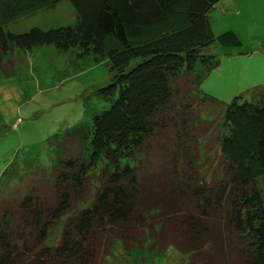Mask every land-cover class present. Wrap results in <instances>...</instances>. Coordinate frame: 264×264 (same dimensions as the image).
Segmentation results:
<instances>
[{
    "label": "trees",
    "instance_id": "obj_1",
    "mask_svg": "<svg viewBox=\"0 0 264 264\" xmlns=\"http://www.w3.org/2000/svg\"><path fill=\"white\" fill-rule=\"evenodd\" d=\"M64 1L73 26L6 29ZM224 1L0 0V80L14 76L9 54L46 46L107 60L113 75L98 90L110 109L48 142L52 169L22 161L2 173L0 264H108L116 242L131 253L151 240L186 264H264V86L230 104L202 89L221 65L213 47H242L213 32ZM178 8L182 22L142 38ZM210 104L222 122L204 113Z\"/></svg>",
    "mask_w": 264,
    "mask_h": 264
},
{
    "label": "rangeland",
    "instance_id": "obj_2",
    "mask_svg": "<svg viewBox=\"0 0 264 264\" xmlns=\"http://www.w3.org/2000/svg\"><path fill=\"white\" fill-rule=\"evenodd\" d=\"M174 16L160 27L145 29L142 38L148 40L173 27L175 20L185 19L181 8ZM76 17L73 6L64 1L53 11L10 22L6 29L13 34L34 28L49 31L73 26ZM210 21L215 35L233 32L242 47H213L212 54L220 60L222 71H212L202 89L225 104L245 92V101L261 98L260 90L255 95L251 90L257 82L263 81L264 85V0L224 1L211 13ZM229 58L234 63L223 61ZM6 60L13 62L15 70L12 78L0 80V177L13 162H35L52 169L58 152L48 142L76 127H92L93 117L110 109L111 104L98 95L99 89L112 83L110 63H95L93 58L80 61L75 51L59 52L54 46L38 47L29 53L15 50ZM199 68L203 70L200 65ZM260 87L263 86L257 88ZM206 109L205 114L222 122L217 105L210 104ZM57 239L58 231L52 235L51 243ZM188 260L173 247L154 248L151 240L143 249L131 253L116 242L107 263L186 264Z\"/></svg>",
    "mask_w": 264,
    "mask_h": 264
},
{
    "label": "crops",
    "instance_id": "obj_3",
    "mask_svg": "<svg viewBox=\"0 0 264 264\" xmlns=\"http://www.w3.org/2000/svg\"><path fill=\"white\" fill-rule=\"evenodd\" d=\"M225 1H228V0H225ZM222 3H224V2H222ZM221 3V4H222ZM220 4V5H221ZM225 57H227V56H225L224 55V57L223 58H225ZM227 60V62L229 63V64H232V63H234L233 61H232V59L231 58H229V59H223V61H226ZM223 61H222V65H223ZM219 70V72L220 71H222V68H221V65H220V68H218ZM230 73H232V74H234L235 73V71H231ZM256 85H255V87L254 88H256V87H259V86H264V85H261V84H263V81H261V82H257V83H255ZM204 85V84H203ZM207 90V89H206ZM205 90V91H206ZM247 90H250V89H247ZM253 90V89H252ZM252 90H251V95H252ZM206 92H208L209 93V91L207 90ZM211 96L213 95L212 94V92L211 93H209ZM241 94V96H243V98H245V96H246V92L245 93H240ZM213 96H215V95H213ZM216 96H218V95H216ZM252 98V97H251Z\"/></svg>",
    "mask_w": 264,
    "mask_h": 264
}]
</instances>
